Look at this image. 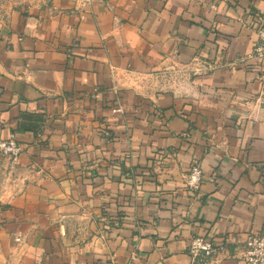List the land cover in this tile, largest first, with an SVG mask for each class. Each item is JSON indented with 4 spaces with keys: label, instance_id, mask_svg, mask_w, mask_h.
Instances as JSON below:
<instances>
[{
    "label": "crops",
    "instance_id": "crops-1",
    "mask_svg": "<svg viewBox=\"0 0 264 264\" xmlns=\"http://www.w3.org/2000/svg\"><path fill=\"white\" fill-rule=\"evenodd\" d=\"M260 27L264 0H23L0 23L21 148L0 155V264H192L195 236L240 264L264 235Z\"/></svg>",
    "mask_w": 264,
    "mask_h": 264
},
{
    "label": "built area",
    "instance_id": "built-area-1",
    "mask_svg": "<svg viewBox=\"0 0 264 264\" xmlns=\"http://www.w3.org/2000/svg\"><path fill=\"white\" fill-rule=\"evenodd\" d=\"M250 59H264V28H258L256 32V43ZM118 111V110H117ZM21 152L20 145L13 139L0 140V155L13 164ZM182 182L186 190L197 193L203 183V173L198 162H193L188 172L183 175ZM225 253V248L221 245L215 246L210 241L195 236L190 240L188 255L192 264H208L217 254ZM240 264H264V235H248L245 241L244 255Z\"/></svg>",
    "mask_w": 264,
    "mask_h": 264
},
{
    "label": "rangeland",
    "instance_id": "rangeland-1",
    "mask_svg": "<svg viewBox=\"0 0 264 264\" xmlns=\"http://www.w3.org/2000/svg\"><path fill=\"white\" fill-rule=\"evenodd\" d=\"M23 0H0V23H4L9 15L16 11Z\"/></svg>",
    "mask_w": 264,
    "mask_h": 264
}]
</instances>
